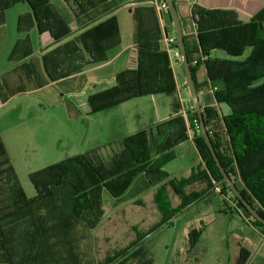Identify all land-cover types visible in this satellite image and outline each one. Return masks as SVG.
Listing matches in <instances>:
<instances>
[{"label":"rangeland","instance_id":"rangeland-1","mask_svg":"<svg viewBox=\"0 0 264 264\" xmlns=\"http://www.w3.org/2000/svg\"><path fill=\"white\" fill-rule=\"evenodd\" d=\"M26 6L18 2L3 11L5 25L0 28L9 30L8 43L11 44L8 48L21 35L16 33L17 12ZM122 12L127 22V9ZM249 51L246 48L236 59L245 58ZM215 54L222 59L227 56L222 51ZM6 59L7 55L0 54V88L8 92L7 98L0 101V149L3 148L5 154L0 156V163L5 158L9 160L25 198L35 197L29 173L92 148L98 149V156L110 159L120 150L123 134L138 129L142 111L144 118L168 114L169 106H155L151 96H144L143 106H138L134 98L119 106L91 111L85 89L76 87L79 80L49 82L43 79L46 86L32 90L36 84L24 75L16 79V84L11 80L14 74L24 72L16 67L9 72L13 66L8 67ZM102 75L107 77L108 74H97ZM95 76L92 73L89 79ZM152 131L155 132V128ZM188 132L189 135L186 130L191 143L187 137L186 142L182 140L173 148L174 158L163 165L168 174L163 181L150 185L146 176L139 174L118 196L97 187L74 198L63 183L53 189L50 197L37 199L34 204L41 235L34 242L33 264H101L112 248L125 246L135 231L149 229L160 220L155 196L163 194L162 187L166 189L169 207L182 203L181 193L174 191L169 180L176 184L184 178L203 175L184 188L180 186L182 195L201 191L207 185V164L195 141V134L199 132L191 129ZM235 178L240 180L236 169L232 179ZM13 180L11 173L0 175V198L7 196L0 200V228L4 231L9 230L7 224L28 211L13 213L22 204ZM218 186L213 187L216 191L201 195L181 211L170 225L161 226L144 240L152 254V264H235L240 247L256 252L249 264H264V242L260 235L250 228L249 218L235 206L230 192L221 190L219 193ZM13 226L15 230L10 236L17 245L24 242L22 224ZM192 230L199 236L198 241L190 245ZM3 257L0 251V264H5L1 261Z\"/></svg>","mask_w":264,"mask_h":264},{"label":"trees","instance_id":"trees-1","mask_svg":"<svg viewBox=\"0 0 264 264\" xmlns=\"http://www.w3.org/2000/svg\"><path fill=\"white\" fill-rule=\"evenodd\" d=\"M21 1L27 2L30 6L38 29L48 31L53 39H59L70 30L49 0H0V22L3 18V11ZM63 1L73 12L80 13L85 8L94 7L95 3H103L107 0ZM165 12L171 20L168 11ZM191 17L197 27L196 37L189 40L184 36L191 70L194 74L197 66L203 64L207 70L210 85L217 86L212 94L213 102L203 104L201 101L202 113L211 142L221 164L232 178L233 171L236 169L240 180L235 178L234 181L243 196L264 215V24H262L264 8L248 18L234 9H207L194 5L191 9ZM106 28L112 30L114 36L117 34V23L113 16L99 22L87 31L93 43L89 46L85 45L84 48L89 52L93 62L103 60L102 53L111 47V44L106 42L104 33L101 34V31ZM106 34H111V32H106ZM166 34L175 35L171 23L169 27L165 28L163 37ZM171 46L177 48L176 38ZM246 48L250 49L249 54L243 59H236L243 55ZM212 49L222 50L232 58H210L208 55ZM52 51L60 70L57 74H53L47 68L49 78L54 79L55 75L65 76L80 67L76 65L67 68L62 65V59L57 56L64 51V45L55 47ZM52 51L51 54H53ZM157 58H159L158 65L163 67L158 72L159 76L156 80L161 84L144 82L141 68L121 72L116 75L115 85L88 96L90 110L105 109L130 97L151 92L163 91L172 94L175 86L166 53H160ZM194 59H197V62L192 64ZM27 73L31 76L36 74L32 70H27ZM215 83H220V85ZM197 90L199 91L198 86ZM221 107H224V110ZM184 115L185 118L178 114L172 119L158 123L155 126V134L152 133L150 136L145 130L123 135L120 150L115 152L111 158L109 157L110 159L105 160L98 156V149L92 148L29 173V180L35 190V197L31 199L25 198L11 163L5 158L0 163L2 165L0 175L11 173L14 176L13 184H16V195L22 203L19 209L14 210L13 213L28 211L26 214L18 215V218L7 224L9 230L4 231L3 228H0V251L4 254L2 263L33 264L35 260L34 242L39 234L41 235L40 219L35 213L34 203L37 199L50 197L53 194V189L57 186L63 183L67 185L72 192V198L97 187H104L113 195L118 196L139 174H144L149 184L165 180L168 174L163 170V165L174 158L173 148L188 137L187 129L199 132L198 119L191 100ZM173 120H176V126L182 127V132L175 137L167 131ZM195 141L203 152L207 164L205 175L207 185L201 191L182 195V189L190 181L199 180L204 176L184 178L176 184H172V181L169 180L168 184L174 191L181 193L182 203L174 208L169 207L166 189L162 187L163 194L155 196L161 215L160 220L149 229L142 232L135 231L134 237L125 246L112 248L105 255L101 264L113 261L117 257L112 264H152V254L145 246V241L130 250L128 248L184 205L199 199L209 189H214L213 186L220 180L221 174L200 132L195 134ZM0 156H5L3 148L0 149ZM180 186L183 188L181 189ZM218 188L219 193H222L221 190L230 192L235 206L247 215L248 220L256 228L264 232V224L250 217V214L227 186L221 184ZM161 205H165V208ZM18 223L22 224L24 242L15 245L10 232L15 230L13 225ZM171 223L172 221L167 225ZM198 236L197 231H191L190 245L198 241ZM249 254L250 252L246 248L240 247L235 264H245Z\"/></svg>","mask_w":264,"mask_h":264},{"label":"crops","instance_id":"crops-1","mask_svg":"<svg viewBox=\"0 0 264 264\" xmlns=\"http://www.w3.org/2000/svg\"><path fill=\"white\" fill-rule=\"evenodd\" d=\"M49 1L70 28L59 39H53L48 31H40L38 29L35 16L25 1L19 2L26 3L27 6L17 12L16 20V33L21 35L16 37L15 41L12 42L11 49L10 47L8 48V45L11 44L10 42L8 43L9 30H6L5 27L0 28V54L7 55L6 61L8 62V67L13 66L9 72L14 67L20 68L24 72V74H14L11 78L15 84L18 82L16 79L20 80L22 75L28 80L34 81L36 85L32 90L42 89L46 86L47 82H44L43 79L49 82L61 79H77L80 83L76 87L85 89L84 92L86 93L88 103L89 95L115 85L116 75L121 72L134 71L141 68L144 82L161 84L156 81L159 76L158 72L163 69L161 65H158L159 58L157 56L164 52L167 56V63L171 69L175 86L172 94L163 91L151 92L130 97L112 106H119L133 101L132 99L134 98L137 99L138 106H143L146 99L144 96L153 97L155 106H169L168 114L165 117L157 115L155 118H144V112L142 111L139 114L142 122L139 123L138 129L125 134L145 130L147 135L150 136L152 133L155 134L152 128H155L158 123L172 119L178 114H181L185 118V110L190 106L189 92H187L188 89L185 86L181 61L174 57L173 48L168 46L163 37L165 28L169 27L170 23L172 25L165 11L159 10L150 0H107L103 3H95L94 7L85 8L80 13H75L63 0ZM174 3L183 35L188 37L189 40L194 39L197 34V27L191 17V9L194 5L207 9H234L248 18H251L264 8V0H174ZM126 9L128 15L127 22L121 16L124 13L122 11H126ZM111 16L116 20L117 34L114 36L113 31L109 28L101 31V34L104 33V37L107 39L106 42L110 43L111 47L102 53L103 60L93 62L89 52L84 48L85 45L89 46L93 43L87 31ZM3 23V21L0 22V27L5 25ZM106 32H111V34H106ZM61 45H64V51L58 54L57 57L62 59V65L67 68H72L76 65L80 67L65 76L55 75L56 77L51 79L48 76L47 68L53 74H57L58 70H60L52 50ZM51 51L53 54L50 53ZM215 51L222 50L212 49L209 51L208 56L210 58L222 59L221 57H217ZM227 56L226 59L232 58ZM27 70H32L36 74L34 73L35 75L31 76L27 73ZM92 73H95L96 76L89 79V75H92ZM98 73L108 75H106L107 77L104 75L97 76ZM194 79L196 86L199 88L200 101L203 104L213 102L212 94L207 90L210 80L203 64L197 66ZM5 84L7 85V82ZM215 84L220 85V83ZM7 95L8 92L0 88V101H4ZM222 109L224 110V108ZM176 125V120H173L172 125L167 130L173 137L182 132V127ZM185 125L187 126V124ZM188 131L187 129V134L189 135ZM187 139L189 140L188 142L191 141L190 137ZM186 141L184 140L182 143ZM209 191H216V189L212 190L211 188L204 195ZM248 224L252 230H255V234L260 235L262 242H264V232L256 228L250 221ZM246 249L250 254L245 264H249L256 252L248 248Z\"/></svg>","mask_w":264,"mask_h":264},{"label":"water","instance_id":"water-1","mask_svg":"<svg viewBox=\"0 0 264 264\" xmlns=\"http://www.w3.org/2000/svg\"><path fill=\"white\" fill-rule=\"evenodd\" d=\"M167 3V11L169 13L172 26H173V31L177 40V48L178 51L181 55V65L182 69L184 72V78H185V86L188 89L190 100L192 103V107L197 115L198 119V127H199V132L203 138L204 143L206 144L213 160L215 161L216 166L219 169V172L221 174V178L218 182L214 184V186H218L220 184H224L229 188L231 193L241 202L242 206L246 209V211L250 214V217L254 220H257L258 222L264 224V215H262L241 193L239 190L238 186L236 185L235 181L232 179V177L227 173L225 168L220 162V159L215 151V148L211 142L209 132L206 128L205 120L203 117L202 113V105L201 101L199 98V92L197 90L196 82L194 79V74L191 70L187 54H186V49H185V42H184V35L182 32V27L180 23V19L175 7L174 0H165ZM213 186V187H214ZM197 200V199H196ZM196 200L187 203L184 205L179 211L175 212L172 214L169 218H167L166 221L163 223L159 224L156 228L148 232L145 236L140 238L135 244H133L131 247L128 248L130 250L133 248L135 245L143 242L147 237H149L152 233H154L157 229H159L161 226L167 224L170 222L173 218H175L181 211L189 207L192 203H194ZM118 258V257H117ZM117 258H115L113 261H115ZM113 261L107 262L105 264H112Z\"/></svg>","mask_w":264,"mask_h":264},{"label":"built area","instance_id":"built-area-1","mask_svg":"<svg viewBox=\"0 0 264 264\" xmlns=\"http://www.w3.org/2000/svg\"><path fill=\"white\" fill-rule=\"evenodd\" d=\"M153 4H155V6L159 9V10H162V11H166L167 10V3L165 2V0H150ZM175 35L173 34H170V35H165L164 36V39H165V42L168 44V46H170L171 48H173L171 46V44L173 42H175ZM173 51H174V57L176 59H178L179 61H181V55L178 51V48H173ZM197 62V59H194L192 61V64H195ZM217 89V86L215 85H208L207 87V90L209 91L210 94H213V92ZM199 92V91H198Z\"/></svg>","mask_w":264,"mask_h":264}]
</instances>
